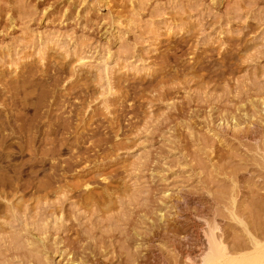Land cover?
Instances as JSON below:
<instances>
[{
    "label": "rangeland",
    "instance_id": "rangeland-1",
    "mask_svg": "<svg viewBox=\"0 0 264 264\" xmlns=\"http://www.w3.org/2000/svg\"><path fill=\"white\" fill-rule=\"evenodd\" d=\"M11 114L35 141L4 145L0 264H192L210 228L232 253L264 242V0H0Z\"/></svg>",
    "mask_w": 264,
    "mask_h": 264
},
{
    "label": "bare ground",
    "instance_id": "bare-ground-1",
    "mask_svg": "<svg viewBox=\"0 0 264 264\" xmlns=\"http://www.w3.org/2000/svg\"><path fill=\"white\" fill-rule=\"evenodd\" d=\"M26 79H28V78H26ZM26 79H24L22 81L21 85L20 84L18 86L15 85V86H13V87L11 86V88H9L10 89V93H9V97H8L9 99L8 100H10L9 101L10 102L9 104H11L10 107H12V108L13 107H18L19 105H24L25 106L24 101H22V99H21L22 97H25V96L18 97V95H20L19 93H23V95L26 94V96L28 95L26 93V91H25L26 85L28 84ZM52 80H53V83H57V81H59V77L58 76L57 77L54 76L52 78ZM48 93H49L48 90L47 91L46 90L45 91L41 90L40 98L38 97L39 98L38 99V105L41 104V102L43 103V101L46 99V96H47ZM25 98H23V99H25ZM37 110H40V109H37ZM36 115L39 116V114H37V113H36ZM10 117H12V114H11V116H7L6 115V117H3L4 119L0 118V148H1L0 149L1 150L0 163L5 162L6 160H7V163H8L9 162L8 158L9 157L14 158L12 155L16 154V153L10 151L9 145L7 146V148H6V146H4L6 140L8 139L9 136L14 135V134H16L18 132V134L20 135V138H21V143H22L20 145L21 148L19 149L20 152L23 149H25L26 147L31 149V144H32V142L35 141L33 135H28L30 130H31V126H33V123L29 124L27 122L28 123L27 124L26 121L25 122L21 121V123L19 125L15 126L14 123H16V122L14 121V123H11L12 121H11ZM39 117H42V116L40 115ZM18 119L19 118H17V120ZM66 120H65V122L64 121L61 122V123L59 122L60 124L54 125L55 126L54 131H56V130H68L70 128V124H69L68 121L66 122ZM30 136H33V137H30ZM10 148H11V146H10ZM5 149H7V150L9 149V152L2 153ZM72 149H73V147H72ZM44 151H46V152H43L41 150V153L42 154L45 153L44 155H46L48 152H50V155H51V153L53 154L54 152H56V153L59 152V149L56 148L55 145L52 144L51 148H48V149L46 148ZM69 166H70V162H67L66 163V167L68 168ZM22 167L23 166H20V168H22ZM17 169H18V167H17ZM23 169H20V170L18 169L20 174L24 173ZM4 182H5V177L4 176H0V183H4ZM214 230H215L214 228H210L209 232L206 235V237H207V250H205V252L203 253V255H202L201 259L199 260V262H192V264H264V242H261L256 237L250 235L249 239H250V241L252 243V244L250 243L252 245L251 249H249V251L242 252V253H240V252L239 253H237V252L232 253L230 250L227 249V247L221 241H219L217 239Z\"/></svg>",
    "mask_w": 264,
    "mask_h": 264
}]
</instances>
